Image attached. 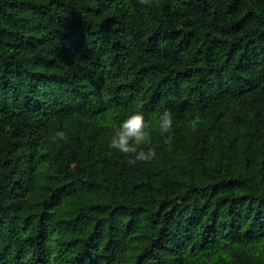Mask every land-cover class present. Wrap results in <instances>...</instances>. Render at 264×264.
Wrapping results in <instances>:
<instances>
[{"label":"trees","instance_id":"obj_1","mask_svg":"<svg viewBox=\"0 0 264 264\" xmlns=\"http://www.w3.org/2000/svg\"><path fill=\"white\" fill-rule=\"evenodd\" d=\"M0 264H264V0H0Z\"/></svg>","mask_w":264,"mask_h":264},{"label":"clouds","instance_id":"obj_2","mask_svg":"<svg viewBox=\"0 0 264 264\" xmlns=\"http://www.w3.org/2000/svg\"><path fill=\"white\" fill-rule=\"evenodd\" d=\"M144 6H151V0H139ZM174 114L170 109L158 111L156 126L165 144H170L172 137L168 135L173 127ZM153 121L146 118L142 108L132 111L118 126L114 127L109 148L123 153L127 157V163L135 166L138 162H150L155 159L156 148L152 146L151 129ZM66 134L58 131L52 137L53 142L66 139Z\"/></svg>","mask_w":264,"mask_h":264}]
</instances>
